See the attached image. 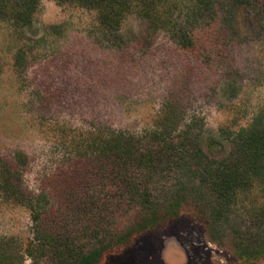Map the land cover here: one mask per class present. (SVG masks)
Wrapping results in <instances>:
<instances>
[{
  "label": "rangeland",
  "instance_id": "1",
  "mask_svg": "<svg viewBox=\"0 0 264 264\" xmlns=\"http://www.w3.org/2000/svg\"><path fill=\"white\" fill-rule=\"evenodd\" d=\"M256 11L238 9L232 28L209 14L191 51L135 13L119 38L101 29L95 11L54 0H40L30 28L15 30L0 20V170L7 164L20 169L32 205L52 211L55 227L77 230L80 222H71L76 219L59 189L74 184L79 152L98 136L143 137L175 99L181 129L193 122L202 129L204 151L223 156L229 150L225 136L247 127L264 107V20ZM18 49L24 59L16 66ZM164 180L167 188L178 182L174 173ZM3 185L0 175V240L27 246L34 240L32 211ZM192 187L178 217L107 252L100 264H264V256H239L245 241L248 252L253 249L249 233L258 223L252 213L264 207L260 187L244 193L231 216L241 238L223 224L215 229L209 203ZM102 201L89 198L73 210L98 217ZM122 221L112 227L128 228ZM96 241L84 240L91 246Z\"/></svg>",
  "mask_w": 264,
  "mask_h": 264
},
{
  "label": "trees",
  "instance_id": "2",
  "mask_svg": "<svg viewBox=\"0 0 264 264\" xmlns=\"http://www.w3.org/2000/svg\"><path fill=\"white\" fill-rule=\"evenodd\" d=\"M54 1L95 11L101 29L117 38L121 37L125 19L138 14L149 26L164 30L177 45L189 51L196 48L197 31L209 14L221 16L224 24L232 28L237 10L253 7L264 20V0ZM39 5L40 0H0V20L8 21L15 30L30 28ZM23 59L24 52L18 49L15 65L22 64ZM228 80L236 81L231 75ZM172 101L145 136L133 138L122 132H108L79 152L72 174L74 184L59 189L61 203L76 219L71 222H80L77 230L70 225L55 227L54 213L33 206L26 195L21 170L8 164L1 168L5 191L14 202L32 211L34 240L24 246L13 238L1 239L0 264H100L107 252L127 246L133 238L168 218L178 217L190 185L201 200L209 203L215 229L223 224L233 236L241 238V229L231 219L239 198L258 187L264 193V107L247 127L225 136L229 150L215 158L202 148L201 128L192 122L181 129L182 108L175 99ZM177 132L181 135L178 141ZM167 173H174L178 179L169 188L164 180ZM89 192L91 197H86ZM99 197L103 201L101 209L96 207L98 217H83V213L73 210L76 203L86 206L82 204L89 198ZM252 217L258 223L249 233L253 249L249 253L245 241L239 256L258 259L264 256V207L253 211ZM120 218L128 228L112 227ZM86 238H94L97 243L88 245Z\"/></svg>",
  "mask_w": 264,
  "mask_h": 264
}]
</instances>
